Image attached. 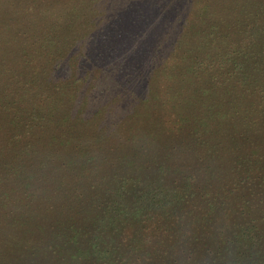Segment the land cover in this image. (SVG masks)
<instances>
[{"label": "rangeland", "instance_id": "1", "mask_svg": "<svg viewBox=\"0 0 264 264\" xmlns=\"http://www.w3.org/2000/svg\"><path fill=\"white\" fill-rule=\"evenodd\" d=\"M232 5L0 0V264H97L98 237L108 264H233L244 231L264 262V102L196 61ZM121 180L170 204L113 224Z\"/></svg>", "mask_w": 264, "mask_h": 264}, {"label": "trees", "instance_id": "2", "mask_svg": "<svg viewBox=\"0 0 264 264\" xmlns=\"http://www.w3.org/2000/svg\"><path fill=\"white\" fill-rule=\"evenodd\" d=\"M226 1L233 2V5L229 7L231 12L228 17L215 18L212 15V11L209 12L210 6H208L205 22H200L196 26L195 38L198 41L196 47L197 52H200L202 56H197L196 61L200 64L205 62L208 68H220L223 72L227 68L234 69L236 70L235 72L245 70L246 73H250L252 71V73L243 77V80H239L238 85L246 86L247 92L252 96H261L259 101L264 102V0ZM38 118L37 116L35 119ZM115 173L122 172L115 170ZM121 181H124L126 185L125 187H119L118 200L113 203V208L111 207L115 213L114 217H110L113 224L117 221L115 217L117 214L128 212L130 208H132V214L143 218V216H140V212H148L149 208L154 209L155 206L166 209L170 204L168 193L162 190L164 198L156 199L153 196L155 191L150 190L145 191V193L142 191L138 192L141 196L140 199L144 200L146 205H143V207H138L135 204L130 205L129 199L132 197L128 199L126 194L131 192L128 189L131 185L125 180ZM146 198H149V201H146ZM105 216L108 217V213ZM240 236L237 237L241 238V243L244 242V248L237 252L238 255L237 257L235 256L236 260L233 264H237L241 256L252 258L254 262L264 264L263 257H258V251H255L258 247V242H255L254 235L244 231ZM102 241L98 237L92 251L86 252L85 255L89 259L95 258L97 264H108V256L112 252L106 247H100ZM172 257L169 252L163 262L172 264Z\"/></svg>", "mask_w": 264, "mask_h": 264}]
</instances>
